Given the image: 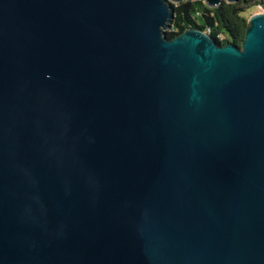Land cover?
<instances>
[{"label":"water","instance_id":"water-1","mask_svg":"<svg viewBox=\"0 0 264 264\" xmlns=\"http://www.w3.org/2000/svg\"><path fill=\"white\" fill-rule=\"evenodd\" d=\"M171 1L0 0V264H264V12Z\"/></svg>","mask_w":264,"mask_h":264},{"label":"trees","instance_id":"trees-1","mask_svg":"<svg viewBox=\"0 0 264 264\" xmlns=\"http://www.w3.org/2000/svg\"><path fill=\"white\" fill-rule=\"evenodd\" d=\"M253 0L222 2L209 7L204 0H182L171 4L173 18L165 36L172 38L186 28H198L209 34L219 44L233 43L240 47L247 25L248 10Z\"/></svg>","mask_w":264,"mask_h":264},{"label":"rangeland","instance_id":"rangeland-1","mask_svg":"<svg viewBox=\"0 0 264 264\" xmlns=\"http://www.w3.org/2000/svg\"><path fill=\"white\" fill-rule=\"evenodd\" d=\"M182 1V0H181ZM260 0H253L251 3L254 4L253 7H251L249 10H248V13H247V16L249 17L250 15L252 14H255V13H259V12H264V8L262 7L263 3H260L259 2ZM172 3L171 4H174L176 5L177 3L179 2H173L171 1ZM170 29L169 27L166 29L168 30Z\"/></svg>","mask_w":264,"mask_h":264}]
</instances>
